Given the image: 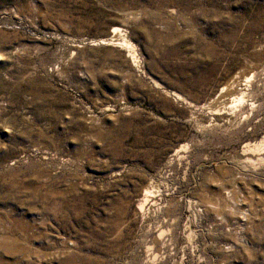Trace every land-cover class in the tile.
<instances>
[{
    "label": "rangeland",
    "instance_id": "1",
    "mask_svg": "<svg viewBox=\"0 0 264 264\" xmlns=\"http://www.w3.org/2000/svg\"><path fill=\"white\" fill-rule=\"evenodd\" d=\"M0 264H264V0H0Z\"/></svg>",
    "mask_w": 264,
    "mask_h": 264
},
{
    "label": "bare ground",
    "instance_id": "2",
    "mask_svg": "<svg viewBox=\"0 0 264 264\" xmlns=\"http://www.w3.org/2000/svg\"><path fill=\"white\" fill-rule=\"evenodd\" d=\"M235 79H237V78H235ZM250 80H249V78L248 79H246L244 82L246 83V82H249ZM237 85H239V81H237V80H233L232 82H231V84L230 85H228V89H229V91H232V90H234L235 88V86H237ZM234 88V89H233ZM226 91H228V90H226ZM223 92V91H222ZM143 194H144V200H143V202H142V204L140 205V208L142 209V207H143V204L145 203V202H147L148 201V199H149V197H150V195L152 194L151 193V191H149V190H146L145 192H143Z\"/></svg>",
    "mask_w": 264,
    "mask_h": 264
}]
</instances>
